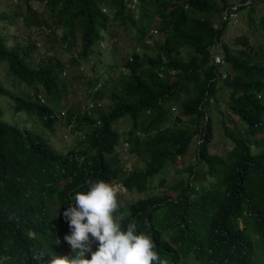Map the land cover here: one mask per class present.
<instances>
[{
	"label": "trees",
	"instance_id": "trees-1",
	"mask_svg": "<svg viewBox=\"0 0 264 264\" xmlns=\"http://www.w3.org/2000/svg\"><path fill=\"white\" fill-rule=\"evenodd\" d=\"M31 1L13 0L14 10L0 11V67L17 86L13 91L0 80V96L10 101L16 122L6 120L0 104V264H26L33 248L60 231L73 190L88 180L117 176V168L101 160V150L116 142L111 124L123 114L131 118L125 139L142 165L122 184L142 197L127 205L122 228L136 222L138 233L153 237L159 254L174 250L161 237L166 231L179 248L193 249L188 251L193 264H223L237 218L252 223L243 212L259 215L264 225V145L257 136L264 131V91L257 97L264 89V11L255 16L253 9L264 0H251L245 12L261 42L239 35L233 47L223 40L226 23L212 26L225 0H38L36 10ZM10 14L21 17L20 34L4 32L13 22ZM156 33L160 37L151 39ZM214 40H221L222 70L208 60ZM102 51L106 61L96 56L82 73L99 80L95 94L109 96L112 103L96 114H82L81 148L62 153L47 141L56 127L50 121L55 105L64 108L72 91L61 71L75 70ZM62 53L69 55L62 58ZM82 73L71 75L79 89H84ZM214 125L232 143L221 154L210 148ZM191 141L193 157L185 162ZM166 164L185 176L165 186L160 172ZM155 175L156 190L149 192ZM68 176L71 181L56 186ZM54 205L60 209L56 216ZM48 248L52 251L51 244Z\"/></svg>",
	"mask_w": 264,
	"mask_h": 264
},
{
	"label": "clouds",
	"instance_id": "clouds-1",
	"mask_svg": "<svg viewBox=\"0 0 264 264\" xmlns=\"http://www.w3.org/2000/svg\"><path fill=\"white\" fill-rule=\"evenodd\" d=\"M38 2V0L31 1L30 8L39 9ZM250 2L251 0L227 2V5L220 11L218 18L212 20V26L214 28L219 27L222 21L226 25L236 23L239 12L236 7L243 6L242 9H244ZM44 29L47 31L46 28ZM36 43L40 44L39 41ZM99 46H103V41ZM62 47H65V43L62 44ZM136 49L139 50V47H136ZM207 51L210 64L217 65L221 70L225 68L226 63L223 59L221 40L211 42L207 47ZM182 55L184 56V54ZM72 57L76 58L77 53H72ZM95 57L96 53L92 54V57L89 56L87 63L81 61L75 70L70 69V71H74V74L87 71L88 66ZM99 57L102 59L101 55ZM65 70L61 71V75H66L70 83H72L69 71L65 72ZM158 75L161 76L162 74L158 72ZM223 76L224 73L221 77ZM88 79L91 80L89 81ZM79 80L84 89L77 91L72 88L70 92L77 91V96L74 95L70 99L71 94L66 95V99L71 103L65 100V106L62 109H59L55 105V117L50 120L51 123L55 122L54 125L56 127H61L62 133L60 137L48 139L47 141L62 153L75 150L77 145L81 148V143H78L84 136L85 131V128L82 127L81 115L84 113L90 114L91 112L96 114L99 109L108 108V104L112 103L109 96L101 97L98 93L95 94L98 89H101V82L99 80L87 78V74L84 73L80 75ZM263 91L264 89L259 90L257 97H261ZM2 109L1 107V112ZM68 110L71 112L70 117L67 119L66 111L68 112ZM122 116H126L127 118L123 119ZM77 117H80V119H77ZM7 121L12 122L13 120ZM118 121L127 124L124 131L125 136L120 141H118L119 131L115 127ZM95 122L97 123L98 119H95ZM130 126L131 118L128 114H123L113 119L111 127L115 131L116 142L111 148L101 150V160L107 162L108 166L117 168V176L111 177L108 182L104 180H88L83 188L73 190L69 194V202L65 205L66 209L63 212L65 220L61 223L60 231L54 233L55 236L52 241H42L39 248L32 247L34 253L31 257L27 258L26 264H193L194 257L188 252L193 249L179 248L178 242L171 241L168 232L162 231L161 237L163 240L168 241L174 247V250L165 254H159L154 250L156 243L153 237L143 232L138 233L136 222H129L126 228L124 226L122 228L123 215L128 212L127 205L142 197V194H140L131 201L122 204L120 201L121 197L118 196L120 191L117 183H115L116 180L119 182L118 185L122 187L121 191L134 190V188L131 190L126 189L122 184V178L127 173L134 168H139V166L134 165L132 162V156L135 155V159L140 157L130 149V140L125 139L126 130ZM139 134L141 135V133ZM257 136L262 138L261 143L264 145V131L258 132ZM86 151L88 153L94 152L93 149H87ZM67 172L74 175L79 183L83 181L78 179L72 172ZM71 180L72 176L60 178L56 182V186L62 187L66 182ZM52 211L51 214L54 216L60 213V209L56 205H54ZM243 213L245 214V218L250 219L252 223L242 221L240 217L237 218V227L232 231L231 235L230 254L223 256L222 262L223 264H264V225L262 222L257 221L259 215L255 213ZM53 225V222L50 223V227L53 228ZM29 235L34 236V232L29 230ZM48 244H51L52 251H49ZM235 247L238 248L235 249ZM243 249L246 250L245 255H242ZM216 250L212 251L215 253ZM5 259L8 258L5 257Z\"/></svg>",
	"mask_w": 264,
	"mask_h": 264
},
{
	"label": "rangeland",
	"instance_id": "rangeland-1",
	"mask_svg": "<svg viewBox=\"0 0 264 264\" xmlns=\"http://www.w3.org/2000/svg\"><path fill=\"white\" fill-rule=\"evenodd\" d=\"M226 2H236L238 0H225ZM250 5V4H249ZM248 5V6H249ZM10 8L14 10V2L13 0H0V11L2 12V9L4 8ZM38 7H40V5H38ZM21 9H25V6L23 4ZM246 7H244V9H240L238 12V21L236 23H232V24H227V27L225 29L224 35H223V40L224 42L226 41V44L228 46H235L234 42H236V37L239 35H243L246 36L249 42H261L262 40V34L260 33V30L258 28H255L254 26L249 25L246 22ZM253 9L256 11L255 12V16L259 15L260 13H262L264 11V1H257L253 4ZM8 19H12L13 22H11V24H7L4 27V32L7 34H12V33H17L20 34L22 32L21 30V17L17 16L15 14H10L9 16H7ZM233 31V32H232ZM154 37H158L157 33L152 35L150 38L153 39ZM160 37V36H159ZM158 37V38H159ZM58 54V52H57ZM183 54V53H182ZM180 53V55H182ZM59 55V54H58ZM62 58H65L68 56V53H62ZM66 55V56H65ZM102 56V61H106V53H99L96 56ZM95 56V55H94ZM183 56V55H182ZM120 71H124L123 68H120ZM72 73H74V71H69V75L71 76ZM0 80L8 87H10L13 91L16 90L17 86L12 85L9 83V75L6 72V69L4 66L0 67ZM70 87L76 89L77 91L79 90V88L77 87V83L74 81V79H72V83L69 84ZM77 91L75 92H70L71 94L70 99L74 97V95L77 96ZM3 96H0V104H2L5 113V116L7 120H11V104L10 101H6L5 99L1 98ZM67 100V99H65ZM68 103H71L70 101L67 100ZM225 103V99L222 100V103ZM220 102V104H222ZM210 115L212 116V118H216L218 116V113L216 112L215 109H211L209 110ZM123 119H126V116H122ZM122 119V121H123ZM226 124V122H225ZM127 124L125 122H121L118 121L117 125L115 126L117 128V130L119 131V135H118V141H120L124 136V131L126 129ZM38 129V128H37ZM52 135H51V139H55L57 137L61 136L62 130L61 127L57 126V127H53L52 130ZM194 141H191L189 144V147L186 150V154L183 156L184 161H189L192 159V155H193V145H194ZM232 146V143L224 138V136L221 135V133L218 130V127L216 125L213 126V136H212V143H210V148L213 151L214 149L216 150V153H223L225 152L227 149H229ZM189 153H191L192 155H190ZM135 155L132 156V162L134 163V165L137 166H141L142 165V161L137 157L135 159ZM183 161L181 162V167H183ZM161 175H164L166 177V182H165V186L169 185V183H172L173 181H175L176 179H178L180 176H185V174L180 173V171L173 169L169 164H166L165 167L163 168V170L160 172ZM157 177L158 175H155L152 177L151 179V188L148 190L150 191H154L156 190V182H157ZM115 183H117L118 189L120 191V194L118 195L120 198V201L122 204H125L129 201H131L132 199H134V197H138L140 195V193L136 192V191H126L123 190L121 191L122 187L119 184V182L116 180ZM116 186V185H115ZM171 195H174V192H170Z\"/></svg>",
	"mask_w": 264,
	"mask_h": 264
}]
</instances>
